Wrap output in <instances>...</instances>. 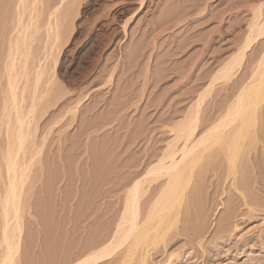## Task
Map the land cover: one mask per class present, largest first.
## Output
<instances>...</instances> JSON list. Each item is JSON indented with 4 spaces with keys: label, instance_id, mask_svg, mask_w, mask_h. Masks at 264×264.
I'll return each instance as SVG.
<instances>
[{
    "label": "rangeland",
    "instance_id": "obj_1",
    "mask_svg": "<svg viewBox=\"0 0 264 264\" xmlns=\"http://www.w3.org/2000/svg\"><path fill=\"white\" fill-rule=\"evenodd\" d=\"M58 2L0 0V257L7 210L14 213L4 207L6 154L20 117L27 135L18 155V221L11 223L21 228L18 264H73L112 238L125 191L175 140L200 93L244 46L264 0H65L67 38L51 50L47 24ZM263 52L260 39L229 80L214 82L200 109L208 124ZM260 141L238 175L249 204L208 156L195 166V184L205 188L197 185L202 194L189 196L177 227L187 230L174 228L167 243L154 244L148 264H264ZM145 184L144 216L162 183ZM231 205L236 214L226 229L221 220ZM123 255L94 264H121Z\"/></svg>",
    "mask_w": 264,
    "mask_h": 264
},
{
    "label": "bare ground",
    "instance_id": "obj_2",
    "mask_svg": "<svg viewBox=\"0 0 264 264\" xmlns=\"http://www.w3.org/2000/svg\"><path fill=\"white\" fill-rule=\"evenodd\" d=\"M64 1L65 0H59L58 4L49 14L47 26L49 38L52 40L51 50L67 38V30L65 28L66 17L61 11ZM263 5L264 2L257 8V19L249 26V32L244 46L224 63L218 73L211 79L208 88L200 93L195 110L187 114L186 120H184L183 123L181 122V124L176 126L175 140L167 145L158 159L146 170L144 176L135 180L125 191L122 211L116 223V229L111 236L112 238L104 245L92 251L88 248L90 252L73 264H94L114 256V254L118 253L120 250H123L124 254L121 264H131L130 262L133 261H136V264H148L154 244L156 245L162 242L164 245L167 243L165 241H167V238L170 240L169 238L173 235L171 232L174 228H176L174 232L178 233L179 231V234L187 230L188 224L187 227L185 226L186 230L184 228L182 230L180 227V230H178L179 228L177 227L179 222H181V215L183 214L185 205L186 207L189 205L187 202L189 196L190 199H193V196H198V194L202 192V188L200 187V191L197 187V185L201 186L202 184H195V174L197 173V171L195 173V166L198 165L200 161L206 162V159L209 160V158H207L208 156L213 157V162H217L214 164H216V169H218V167L220 168L221 171L219 170V172H221L225 181L224 183L228 181V187L241 193L240 195L243 198L244 204H249L246 200V195L239 189L241 180H239L240 178H238V175L241 172L243 173V167H246L244 164L246 153H248V160L250 159V147L261 140L264 148V127H262V125L260 127L261 122L264 120V111L262 110L264 109L262 108V103L264 102V52L258 63L252 69L248 79L245 80V83L242 81V86L239 88L236 96L231 100H226L221 106H218L216 111L219 110V112L218 115L215 116L216 119L214 117L215 120L211 119L213 121L208 124V120L206 121L204 116L202 118L200 115V109L207 96L206 94L209 93L214 82L221 79L222 81L229 80L233 70L235 68L237 69V66L240 67L247 50H249L256 41L264 39ZM27 29L28 26H26L24 30L26 31ZM11 68L13 69V67ZM14 76H11V80L13 81H11V89L16 98L15 94L17 87L15 85V78L17 77ZM17 122L19 123V127L15 130V143H12L13 141L11 142V148L8 150L9 154H6L8 155V160L6 159L8 163H6L8 164V172L10 175V189L4 205L5 207L6 204H8V208L11 205L13 208H11L12 213H14L10 216V209L7 210L8 212L6 211V224L3 239L6 251L0 257V264H18L15 256L20 249L21 228L18 226V222L16 223L18 227L14 226V224L11 226V223L13 220L18 221V186L24 181L23 169L20 170L18 167V155L20 150L24 147L27 135L25 132L26 130H24V121H22L21 117L17 119ZM14 146L16 147L14 148ZM210 162L211 161H209V163ZM202 166L199 165L198 167L202 168ZM205 166L206 165H204V168H207L208 165ZM214 168L211 169L212 173L216 171L215 169L213 172ZM204 170L206 169H203V171ZM207 173H205L204 177H206ZM212 173L210 175H212ZM200 177H203V174ZM197 178L199 177L197 176ZM201 180L202 178L200 181ZM218 180L220 181V177ZM154 181H160L162 184L161 187L158 185L160 190L159 192L157 191V195L155 194L156 197L154 195L155 198L148 210L144 211L146 212L144 216L142 213V198L146 192L145 183H152ZM215 181H217V179ZM202 183H204V181ZM224 183L221 182L220 184L223 185ZM202 186L204 189V185ZM224 191H226V189H224ZM250 198L253 199V197ZM254 200H256V202L258 201L256 198H254ZM235 207L236 206L231 205L230 208L226 210L227 214L225 213L226 215L224 214L225 216H223L225 218L221 220L224 223L223 225L221 222L223 228L228 227L227 224H230L234 214H236ZM202 221L203 220H200V223H202ZM204 228L205 227L201 226V229L195 234L196 237L197 235L203 234L200 231H203ZM177 233L174 235L176 236ZM195 235L193 236L195 237ZM203 235L201 236L203 237ZM196 239H198V237ZM198 243L200 244L201 242L199 241ZM154 247L156 248V246Z\"/></svg>",
    "mask_w": 264,
    "mask_h": 264
}]
</instances>
